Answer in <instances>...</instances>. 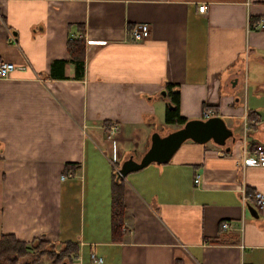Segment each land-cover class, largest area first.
I'll use <instances>...</instances> for the list:
<instances>
[{
  "label": "crops",
  "instance_id": "obj_1",
  "mask_svg": "<svg viewBox=\"0 0 264 264\" xmlns=\"http://www.w3.org/2000/svg\"><path fill=\"white\" fill-rule=\"evenodd\" d=\"M263 18L264 0H0V61L15 66L0 77V235L74 242L65 264H264V206L241 195L264 194V165L240 162L243 135L264 144ZM140 21L147 36L129 40ZM78 36L80 76L66 50ZM166 83L179 116L209 109L233 137L186 139L123 176L112 240L104 128L118 125L117 162L137 160L152 131L171 130L150 127Z\"/></svg>",
  "mask_w": 264,
  "mask_h": 264
},
{
  "label": "trees",
  "instance_id": "obj_2",
  "mask_svg": "<svg viewBox=\"0 0 264 264\" xmlns=\"http://www.w3.org/2000/svg\"><path fill=\"white\" fill-rule=\"evenodd\" d=\"M78 30L82 33L81 29ZM83 49L84 40L81 36L66 40V50L70 61L74 65L75 75L77 76L81 74ZM164 89L169 105L165 107L163 121L165 124H176L179 126L186 119L179 116L177 112V90L172 89L169 83L165 84ZM113 175L114 179L110 189V236L112 240H121L124 210L121 186L122 177H118L114 169ZM75 252L76 246L74 242H65L55 248V243L50 241L33 238L29 242H26L16 239L12 234L0 235V264H36L42 257L49 259V262L52 264H59L62 261L66 262Z\"/></svg>",
  "mask_w": 264,
  "mask_h": 264
},
{
  "label": "water",
  "instance_id": "obj_3",
  "mask_svg": "<svg viewBox=\"0 0 264 264\" xmlns=\"http://www.w3.org/2000/svg\"><path fill=\"white\" fill-rule=\"evenodd\" d=\"M161 92L162 94L164 93V91ZM232 137L231 129L219 115H210L205 118H189L181 125L164 134L152 131L149 144L140 157L137 160L131 156L122 159L116 170V175L123 177L128 172L138 170L150 162L163 163L168 161L181 142L186 139L196 143H204L210 140L216 145L224 146L226 139ZM59 264H65V261Z\"/></svg>",
  "mask_w": 264,
  "mask_h": 264
},
{
  "label": "built area",
  "instance_id": "obj_4",
  "mask_svg": "<svg viewBox=\"0 0 264 264\" xmlns=\"http://www.w3.org/2000/svg\"><path fill=\"white\" fill-rule=\"evenodd\" d=\"M204 9L203 4L198 5V10L202 11ZM264 18L260 20V24L262 25ZM148 34V27L145 22H135L130 29L127 31V38L131 41H136L143 39ZM15 69V66L11 61H0V77H6L9 75L11 71ZM202 118L208 117L213 115V112L209 109H203ZM118 129V125L114 122L109 123L104 128V135L105 138L110 141L111 144V151L108 155L109 163L111 164L112 168L116 172L117 166V150L115 145V140L113 138L115 132ZM240 162L242 166L247 165H264V144L259 142H249L245 135L241 137L240 142ZM193 181H197V178H194ZM242 199H248L251 205L254 207L255 210H259L264 206V194L261 191L255 190L250 195H245L242 192ZM222 228H227V222L221 223ZM90 260L94 263L101 262V258L99 256L94 255L92 252L90 253Z\"/></svg>",
  "mask_w": 264,
  "mask_h": 264
},
{
  "label": "rangeland",
  "instance_id": "obj_5",
  "mask_svg": "<svg viewBox=\"0 0 264 264\" xmlns=\"http://www.w3.org/2000/svg\"><path fill=\"white\" fill-rule=\"evenodd\" d=\"M158 117L156 116V118L154 119V120H152L151 121V123H150V127H154V128H156L157 130H159V131H165L166 130V128H171V130L172 129H174L175 128V126L176 125H174V124H172V125H164V123L163 124H161V121H158V119H157ZM237 130V129H236ZM138 156V153H135V157H137ZM119 163H120V160L117 162V164L119 165ZM112 167V166H111ZM113 169V168H112Z\"/></svg>",
  "mask_w": 264,
  "mask_h": 264
}]
</instances>
